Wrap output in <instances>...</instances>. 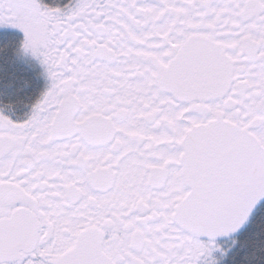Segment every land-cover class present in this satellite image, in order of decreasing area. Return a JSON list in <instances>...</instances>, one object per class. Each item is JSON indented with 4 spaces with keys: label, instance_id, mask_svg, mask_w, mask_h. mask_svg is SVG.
<instances>
[{
    "label": "snow or ice",
    "instance_id": "obj_1",
    "mask_svg": "<svg viewBox=\"0 0 264 264\" xmlns=\"http://www.w3.org/2000/svg\"><path fill=\"white\" fill-rule=\"evenodd\" d=\"M47 81L0 109V264H264V0H0Z\"/></svg>",
    "mask_w": 264,
    "mask_h": 264
},
{
    "label": "flooded vegetation",
    "instance_id": "obj_2",
    "mask_svg": "<svg viewBox=\"0 0 264 264\" xmlns=\"http://www.w3.org/2000/svg\"><path fill=\"white\" fill-rule=\"evenodd\" d=\"M22 39L18 29L0 26V109L14 120L26 118L47 85L39 63L21 53Z\"/></svg>",
    "mask_w": 264,
    "mask_h": 264
},
{
    "label": "rangeland",
    "instance_id": "obj_3",
    "mask_svg": "<svg viewBox=\"0 0 264 264\" xmlns=\"http://www.w3.org/2000/svg\"><path fill=\"white\" fill-rule=\"evenodd\" d=\"M27 56H29V55H27Z\"/></svg>",
    "mask_w": 264,
    "mask_h": 264
}]
</instances>
